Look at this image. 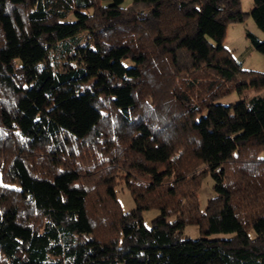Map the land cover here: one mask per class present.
Here are the masks:
<instances>
[{
  "label": "trees",
  "instance_id": "obj_1",
  "mask_svg": "<svg viewBox=\"0 0 264 264\" xmlns=\"http://www.w3.org/2000/svg\"><path fill=\"white\" fill-rule=\"evenodd\" d=\"M241 5L0 0V264H264V72L223 45L264 0Z\"/></svg>",
  "mask_w": 264,
  "mask_h": 264
},
{
  "label": "rangeland",
  "instance_id": "obj_2",
  "mask_svg": "<svg viewBox=\"0 0 264 264\" xmlns=\"http://www.w3.org/2000/svg\"><path fill=\"white\" fill-rule=\"evenodd\" d=\"M242 10L249 13L253 8V0H241ZM249 31L257 35L260 40H264V33L259 30L250 15L246 16V19L242 23L230 24L227 28L226 35L223 41L224 47L231 53L233 59L236 63L241 64L245 70L254 72H264V55L254 49L250 40L246 37V32ZM202 79L205 76L198 75ZM208 78H205L206 80ZM245 80H243L244 82ZM162 87H165V83H162ZM234 86V85H233ZM152 85L147 83V88H151ZM205 88L207 85L204 86ZM163 91H156L157 99L152 102L156 107L161 106V98ZM256 94V90L252 87L244 88L240 93L237 90L224 95L216 100L217 104L224 106L234 105L238 102L249 99ZM154 103H158L155 105ZM214 181L210 176L206 177L200 188L198 190V199L201 210L206 208L207 202L210 198L215 196V191L213 188ZM117 197L121 203V207L124 213H130L135 208L134 198L132 197L130 191L124 186L119 185L117 187ZM160 215L159 209H149L143 212V222L147 228H151L154 225V220ZM173 220V217L169 218ZM232 234H217L213 235L216 238H228ZM184 238L197 239L201 237L199 227L197 225L186 226L184 233ZM124 264V263H117Z\"/></svg>",
  "mask_w": 264,
  "mask_h": 264
},
{
  "label": "crops",
  "instance_id": "obj_3",
  "mask_svg": "<svg viewBox=\"0 0 264 264\" xmlns=\"http://www.w3.org/2000/svg\"><path fill=\"white\" fill-rule=\"evenodd\" d=\"M258 28V27H257Z\"/></svg>",
  "mask_w": 264,
  "mask_h": 264
}]
</instances>
